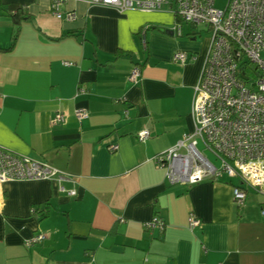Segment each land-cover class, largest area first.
Returning <instances> with one entry per match:
<instances>
[{
  "label": "crops",
  "instance_id": "obj_1",
  "mask_svg": "<svg viewBox=\"0 0 264 264\" xmlns=\"http://www.w3.org/2000/svg\"><path fill=\"white\" fill-rule=\"evenodd\" d=\"M50 4L0 0V146L63 172L75 195L53 179L0 184V264H264V189L237 206L236 179L170 184L154 162L193 128L209 36L169 9L67 0L66 21ZM178 50L192 59L173 61ZM55 112L64 123L50 122ZM190 215L200 226L188 228ZM153 217L163 229L145 228ZM36 233L45 239L26 246Z\"/></svg>",
  "mask_w": 264,
  "mask_h": 264
},
{
  "label": "built area",
  "instance_id": "obj_2",
  "mask_svg": "<svg viewBox=\"0 0 264 264\" xmlns=\"http://www.w3.org/2000/svg\"><path fill=\"white\" fill-rule=\"evenodd\" d=\"M67 0H50L52 14L74 21L72 11H62ZM90 5H102L119 12L136 9L145 12L169 9L180 21L208 32L209 44L202 67L192 87L190 116L193 128L154 158L163 168L170 184L192 185L203 180L234 178L232 198L237 206L245 203L247 188L264 189V0H226L217 8L214 0H82ZM192 59L184 51H175L173 61L185 63ZM70 65L69 62H63ZM140 67L134 65L128 81L136 83ZM80 123L88 117L85 108L73 113ZM127 117V110L123 111ZM52 124L65 122V115L55 112ZM150 136L147 129L136 134L139 141ZM201 144V148L199 147ZM112 145L110 150H116ZM206 153H209V158ZM53 179L61 191L66 176L58 169L30 157L16 154L0 146V184L18 180ZM264 216V205L260 209ZM145 228H164L153 217ZM200 226L189 216L188 228ZM36 233L25 241L33 246L45 239Z\"/></svg>",
  "mask_w": 264,
  "mask_h": 264
},
{
  "label": "rangeland",
  "instance_id": "obj_3",
  "mask_svg": "<svg viewBox=\"0 0 264 264\" xmlns=\"http://www.w3.org/2000/svg\"><path fill=\"white\" fill-rule=\"evenodd\" d=\"M225 1L226 0H215V6L219 7V8H223L225 6ZM201 31H203V36L208 35V32L204 29V28H199ZM202 36V35H201ZM202 36V37H203ZM199 147L201 148V144H199ZM206 155L209 158H212L211 155L209 153H206ZM213 159V158H212Z\"/></svg>",
  "mask_w": 264,
  "mask_h": 264
},
{
  "label": "trees",
  "instance_id": "obj_4",
  "mask_svg": "<svg viewBox=\"0 0 264 264\" xmlns=\"http://www.w3.org/2000/svg\"><path fill=\"white\" fill-rule=\"evenodd\" d=\"M19 15V13H14V14H11L12 18H17Z\"/></svg>",
  "mask_w": 264,
  "mask_h": 264
}]
</instances>
